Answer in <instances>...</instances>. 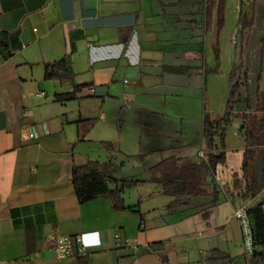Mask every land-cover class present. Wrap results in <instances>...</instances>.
Segmentation results:
<instances>
[{"label":"crops","instance_id":"0c3cea01","mask_svg":"<svg viewBox=\"0 0 264 264\" xmlns=\"http://www.w3.org/2000/svg\"><path fill=\"white\" fill-rule=\"evenodd\" d=\"M195 3L0 0V264H251L235 218L252 201L242 165L219 164L204 182L209 196L167 213H143L140 198H123L124 209L109 196L82 204L72 182L77 167L109 168L116 191L131 157L201 160L202 147L171 144L183 132L170 123L181 120L174 102L202 89L197 67L213 52L208 0L204 12L181 8ZM64 58L70 78L46 79ZM56 234L81 235L88 254L59 262L47 242Z\"/></svg>","mask_w":264,"mask_h":264},{"label":"rangeland","instance_id":"374dc122","mask_svg":"<svg viewBox=\"0 0 264 264\" xmlns=\"http://www.w3.org/2000/svg\"><path fill=\"white\" fill-rule=\"evenodd\" d=\"M181 8L192 12L203 9L204 12L205 0L203 4L200 0H196L194 5H183ZM240 14L248 20L252 17L255 19L254 24L246 32L242 49H240L241 37L237 32ZM225 17L226 26L219 38L220 64L218 65L212 51L206 59L202 56V62L196 71L197 80L202 82L200 94L192 88V90H188V93H185L180 102H174L172 109L170 108L172 113L177 116L181 115V120L175 119L170 123L183 132L181 138H175L171 144L182 146V153L196 152L197 154V151L202 147L200 133L203 118L205 116L215 120L224 116L230 98L231 72L235 65L241 64L243 71L246 72V79L240 87L235 119L222 130L225 132V147H222L221 139L218 138L214 151L216 155H220L222 152L228 155L225 168L239 169L242 165V152L247 148L244 125L254 117H260L256 111L260 100L264 105V69L261 83L258 82L264 37V0H251L249 3L242 0H228ZM214 39L215 35H213ZM205 67H207L206 71ZM190 84L199 86L195 85L194 79ZM261 142L263 143L262 152L252 167V178L256 181V191L248 198L252 200L249 204L250 208L264 205L263 138ZM169 156L170 153L167 152L166 155H163V159ZM161 158L160 154L131 157L126 161L124 167H118L116 171V176L128 178L124 184L123 192L120 194L121 199L131 201L140 198L142 200L141 208L145 214H152L156 211L167 213L166 207L172 202L171 197L163 193L160 185L151 182L152 168L161 161ZM239 174L243 177L242 168ZM248 199L243 198V201ZM261 264H264V261Z\"/></svg>","mask_w":264,"mask_h":264},{"label":"trees","instance_id":"16d2710c","mask_svg":"<svg viewBox=\"0 0 264 264\" xmlns=\"http://www.w3.org/2000/svg\"><path fill=\"white\" fill-rule=\"evenodd\" d=\"M228 0H208L207 14L209 21L214 24L215 41L213 53L218 65L220 64L219 38L226 26V6ZM254 18L247 19L239 16L237 32L241 37L240 49L246 38L247 30L254 24ZM264 69V37L262 39L261 67L258 82L261 83ZM46 79L64 80L70 78L69 63L66 58L61 61L49 64L46 67ZM246 79V72L242 65H235L230 77V98L227 111L220 119L212 120L208 117L203 118L201 130V142L205 159L195 162H187L183 157L171 156L163 159L152 168L153 177L151 182L160 185L165 195L174 200L168 206L169 210L182 207L186 202L196 198L209 196L208 190L204 187L207 176L216 170L219 164L226 163V153L215 154L216 140L221 139L222 147H225V132L223 128L235 119V108L239 102L240 87ZM259 93V92H258ZM75 98L74 93L58 95L59 101H70ZM256 111L260 117L247 121L244 125L247 148L243 157L242 172L245 180L243 198L248 199L256 191V181L252 175L253 164L258 160L262 152L264 139V105L262 100L257 104ZM106 168L104 172L99 170L91 171L87 166L75 168L72 175V182L75 187L76 195L80 203H87L102 196H109L113 199L117 209H124L121 199V191L125 182H120L121 187L116 191H110L109 183L112 182V173ZM234 186L240 187V179L237 173L233 174ZM215 192L212 193V195ZM214 199L213 202H215ZM249 214L255 231L257 250L252 256L251 264H261L264 261V205L249 208Z\"/></svg>","mask_w":264,"mask_h":264},{"label":"built area","instance_id":"2783aa9c","mask_svg":"<svg viewBox=\"0 0 264 264\" xmlns=\"http://www.w3.org/2000/svg\"><path fill=\"white\" fill-rule=\"evenodd\" d=\"M245 3H249L251 0H242ZM94 92V90H90ZM44 93L37 94L38 97H42ZM28 138L30 140H36L39 138L37 130L34 128L29 131ZM199 157L205 159V152L201 150ZM222 186H225L229 182L221 181ZM245 189V187H244ZM249 205H239L235 211V218L238 220L242 230V241L246 255L253 256L257 250L255 231L252 224V220L249 214ZM48 244L56 255L59 262H64L69 259L83 257L88 254L87 247L84 239L81 235L77 236H64V235H52L47 239ZM128 244L129 242L126 241Z\"/></svg>","mask_w":264,"mask_h":264}]
</instances>
